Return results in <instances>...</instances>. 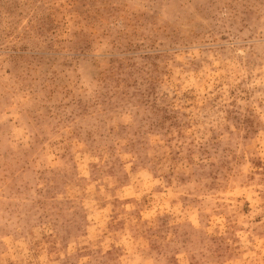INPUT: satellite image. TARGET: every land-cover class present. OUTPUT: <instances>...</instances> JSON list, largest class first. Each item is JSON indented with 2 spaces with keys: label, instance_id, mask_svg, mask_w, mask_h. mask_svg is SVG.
Listing matches in <instances>:
<instances>
[{
  "label": "rangeland",
  "instance_id": "obj_1",
  "mask_svg": "<svg viewBox=\"0 0 264 264\" xmlns=\"http://www.w3.org/2000/svg\"><path fill=\"white\" fill-rule=\"evenodd\" d=\"M0 264H264V0H0Z\"/></svg>",
  "mask_w": 264,
  "mask_h": 264
}]
</instances>
